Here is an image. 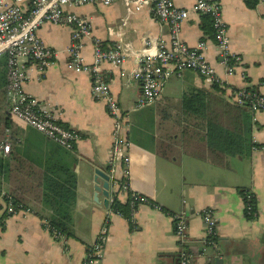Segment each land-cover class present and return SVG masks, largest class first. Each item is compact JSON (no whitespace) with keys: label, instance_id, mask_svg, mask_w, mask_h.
<instances>
[{"label":"crops","instance_id":"1","mask_svg":"<svg viewBox=\"0 0 264 264\" xmlns=\"http://www.w3.org/2000/svg\"><path fill=\"white\" fill-rule=\"evenodd\" d=\"M219 1L230 52L241 57L234 73H226L207 16L190 11L181 24L180 37L191 47L205 42L202 53L225 84L221 86L225 98L232 101L233 90L240 88H250L264 96V2L251 8L245 0ZM174 2L191 8L195 0ZM70 9L90 18L91 36L83 39L82 47L87 63L92 61L96 40L104 47L120 44L128 53L120 66L101 64L112 94L129 115L127 182L131 190L164 208L142 203L135 208L132 222L115 212L108 215L107 239L96 264H177L179 246L170 212L181 209L187 213V245L193 253L190 264H215L217 256L222 258V264H264V111L252 112L251 141L261 147L227 156L223 165L185 153L179 143L181 95L189 88L210 89L213 83L187 69L163 83L161 95L154 103L135 107L140 92L135 77L140 67L137 56L153 51L148 40L168 41V24L158 21L149 6L137 11L124 0L107 6L95 2ZM37 32L45 44L56 50V57L43 72L30 65L23 89L57 109L60 122L76 129L79 138L73 149H66L28 124L12 120L11 126L6 127L12 137L10 150L41 166L57 161L74 170L75 236L65 241L53 238L35 214L44 211L37 201L26 204L30 212L6 215L2 210L0 264H83L87 248L96 241L107 217L108 205L94 201L93 178L97 169L108 172L113 119L105 102L93 97L90 76L67 64L71 28L44 23ZM8 155L9 152L1 153L0 162ZM0 188L2 204L1 194L8 192L9 181L1 179V174ZM244 189L256 196L258 213L254 219L244 215ZM114 195L120 202L128 200L124 192ZM205 208H211L217 219L214 246L202 243L201 211Z\"/></svg>","mask_w":264,"mask_h":264},{"label":"built area","instance_id":"2","mask_svg":"<svg viewBox=\"0 0 264 264\" xmlns=\"http://www.w3.org/2000/svg\"><path fill=\"white\" fill-rule=\"evenodd\" d=\"M118 0H0V56H6V111L10 120H20L43 133L60 146L73 149L79 138L76 129L63 125L58 117V110L53 109L47 102L31 96L23 89V83L28 78V67L34 65L41 72L53 62L56 50L39 37L38 29L44 23L65 25L71 28L69 45L66 49L68 66L76 72H85L90 76L91 93L94 98L103 100L107 112L113 119L112 146L109 148V196L107 217L98 233L96 241L87 248L83 264H96L102 257L103 245L107 239L109 218L113 213L112 203L115 201V192H124L128 197L131 212L142 203H151L158 209L162 206L150 202L149 199L129 188L127 182L128 166L130 162L128 139L130 126L128 111L120 107L111 92L108 82L101 70L103 62L122 65L127 59L126 53L120 44L104 47L99 41L94 42L93 58L87 63L82 56L83 39L91 36L92 26L90 18L73 12L70 8L89 3L110 5ZM134 10H142L149 6L153 16L169 26V39L151 41V53L138 54L139 71L135 77L140 84V92L135 101V107L141 108L154 103L161 95L163 83L173 75L180 76L184 70H192L203 76L211 83L225 86L218 76L214 66L204 57L202 50L204 41L196 46H189L180 37L182 22L190 11L207 15L211 19L213 40L226 73L235 72L241 57L230 52L227 25L222 17V6L219 0H195L191 8L179 7L174 0H124ZM264 0H257L262 4ZM232 101L246 106L251 112L264 111V96L257 91L247 88L233 90ZM11 132L5 129L0 141V154L8 153L11 148ZM258 146L256 148H259ZM264 148V144L262 145ZM122 167V168H121ZM122 174V177L121 175ZM114 188L115 191H114ZM112 193V194H111ZM245 195L249 198L253 192L246 189ZM9 195L1 194L0 211L13 214L18 211L30 212L29 208H15L4 200ZM246 204L244 203V206ZM118 214V213H117ZM173 220L174 233L178 240L179 252L177 264H190L193 256L188 248L187 213L185 210L170 212ZM204 222L205 246H214L216 243L217 219L211 208L201 211ZM43 220V224H44ZM45 226V225H44ZM45 228L49 231V226ZM53 238L65 241L60 232L53 230Z\"/></svg>","mask_w":264,"mask_h":264},{"label":"trees","instance_id":"3","mask_svg":"<svg viewBox=\"0 0 264 264\" xmlns=\"http://www.w3.org/2000/svg\"><path fill=\"white\" fill-rule=\"evenodd\" d=\"M253 8L257 0H245ZM207 16V15H205ZM208 25L213 28L209 16ZM6 56H0V141L11 120L4 110L6 102ZM250 89V88H247ZM223 87L213 83L210 89L189 88L183 91L180 100L178 125L179 143L182 150L194 157L209 159L223 165L227 156L241 155L247 149L257 147L251 141L252 112L243 105L225 98ZM252 90V89H250ZM1 179L9 181L4 197L15 208H26L30 200L39 202L44 211H35L50 233L56 230L65 238L74 237L73 211L76 197V174L74 170L57 161H48L44 166L10 150L8 158L0 162ZM246 189L241 190L244 215L247 219L257 216V200L253 193L249 198ZM1 193V188H0ZM113 211L133 221V213L128 202L118 199L112 203ZM4 214H6L4 212ZM10 215V214H6Z\"/></svg>","mask_w":264,"mask_h":264},{"label":"water","instance_id":"4","mask_svg":"<svg viewBox=\"0 0 264 264\" xmlns=\"http://www.w3.org/2000/svg\"><path fill=\"white\" fill-rule=\"evenodd\" d=\"M260 8V7H259ZM93 188H94V201L100 203L103 206L108 205L109 196V176L107 173L101 170H95V175L93 178ZM215 264H222L223 260L220 256L215 257Z\"/></svg>","mask_w":264,"mask_h":264},{"label":"rangeland","instance_id":"5","mask_svg":"<svg viewBox=\"0 0 264 264\" xmlns=\"http://www.w3.org/2000/svg\"><path fill=\"white\" fill-rule=\"evenodd\" d=\"M159 113L162 114L163 113V110L160 109ZM164 118L165 117H161V120H163Z\"/></svg>","mask_w":264,"mask_h":264}]
</instances>
